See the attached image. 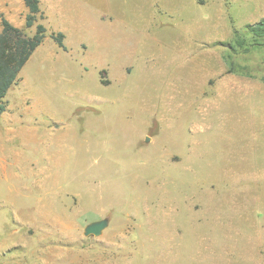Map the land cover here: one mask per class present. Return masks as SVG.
I'll list each match as a JSON object with an SVG mask.
<instances>
[{
  "label": "rangeland",
  "instance_id": "1",
  "mask_svg": "<svg viewBox=\"0 0 264 264\" xmlns=\"http://www.w3.org/2000/svg\"><path fill=\"white\" fill-rule=\"evenodd\" d=\"M39 6L0 114V264H264V45L230 48L264 0ZM0 14L34 35L23 0Z\"/></svg>",
  "mask_w": 264,
  "mask_h": 264
},
{
  "label": "trees",
  "instance_id": "2",
  "mask_svg": "<svg viewBox=\"0 0 264 264\" xmlns=\"http://www.w3.org/2000/svg\"><path fill=\"white\" fill-rule=\"evenodd\" d=\"M23 3L27 9L24 27L29 29L36 25L35 33L31 37L0 14V114L6 109L4 100L9 89L16 84L20 71L45 39L46 28L38 24V20L43 19L39 0H23ZM244 28L243 34L233 32L230 48L234 52L238 49L249 52L264 45V17L253 24L245 25ZM50 38L59 49L65 50L62 33H51Z\"/></svg>",
  "mask_w": 264,
  "mask_h": 264
},
{
  "label": "water",
  "instance_id": "3",
  "mask_svg": "<svg viewBox=\"0 0 264 264\" xmlns=\"http://www.w3.org/2000/svg\"><path fill=\"white\" fill-rule=\"evenodd\" d=\"M107 227H108L107 219L92 222L84 227L83 235L85 237H89V236L100 237Z\"/></svg>",
  "mask_w": 264,
  "mask_h": 264
},
{
  "label": "crops",
  "instance_id": "4",
  "mask_svg": "<svg viewBox=\"0 0 264 264\" xmlns=\"http://www.w3.org/2000/svg\"><path fill=\"white\" fill-rule=\"evenodd\" d=\"M39 5H40V0H39Z\"/></svg>",
  "mask_w": 264,
  "mask_h": 264
}]
</instances>
